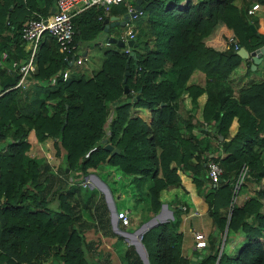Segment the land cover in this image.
<instances>
[{
	"label": "trees",
	"instance_id": "trees-1",
	"mask_svg": "<svg viewBox=\"0 0 264 264\" xmlns=\"http://www.w3.org/2000/svg\"><path fill=\"white\" fill-rule=\"evenodd\" d=\"M25 1L0 0V50L18 59L26 53L20 28L35 11L28 5L20 13L12 9ZM252 2L262 15L246 13ZM140 6V12L126 18L136 32L131 55L107 48L100 66L88 76L61 79L67 62L46 32L34 58L31 93L14 87L17 73L0 65V264H115L108 250L83 233L88 219L81 211L89 210L90 202L99 208L96 218L105 222V232L112 233L101 195L81 197L75 188L102 164L137 179L151 178L146 219L158 209L161 191L179 185V172H189L196 189L208 183L203 197L216 233L208 238L207 251L194 260L182 257L181 232L173 217L141 233L148 264H213L225 224L223 244L238 228L245 241L234 254L222 247L216 264H264V79L241 83L234 74L242 60L237 47L250 51L261 45L264 0H141ZM120 12L126 14L125 6ZM92 17L88 37L102 23L94 12ZM72 22L74 37L82 34L85 23L75 17ZM125 65V83L134 93L117 102ZM193 68L205 75L202 87L184 85ZM254 70L246 61L242 74ZM184 89L190 110L183 117L178 108ZM201 92L205 98L196 120L192 110ZM131 106L147 107L149 121L129 115ZM233 117L236 130L225 139ZM193 124L200 135L192 133ZM202 124L210 125L211 135ZM47 137L60 157L55 173L36 152ZM106 142L118 151L105 150ZM216 144L221 157L214 155ZM208 159L222 169L214 185L205 174ZM241 164L254 182L263 181L253 197L229 206V177ZM122 256L124 264H144L131 243L124 245Z\"/></svg>",
	"mask_w": 264,
	"mask_h": 264
},
{
	"label": "crops",
	"instance_id": "crops-1",
	"mask_svg": "<svg viewBox=\"0 0 264 264\" xmlns=\"http://www.w3.org/2000/svg\"><path fill=\"white\" fill-rule=\"evenodd\" d=\"M128 2L133 5L134 0H128ZM234 2L238 3L239 0H237V2H236V0H234ZM27 5L33 6V10L31 11V13L33 11H35V13L33 15L38 14V13L44 15V14H48V13L53 11V10L51 11L50 9H51V7H53V9H54V0H26L23 6H21V4H19V5H16L15 7H13L12 12L13 13H20L23 11V9L28 7ZM113 5H115V4H113ZM113 5H111L109 10L103 14H102L101 10H98V6H90L88 8H85V9L77 12L73 16L75 18L80 19L82 21V23H85V25H82V34L76 35V37H74V35H73L74 42L76 44L75 53L77 56H80L81 58H83L82 60H85V56L83 54H82L83 56H81L77 53V48L81 45L82 40L94 38L98 32L103 31V29H102L103 24L101 23L100 30L97 31V33L94 36L88 37V35L91 33V30L88 27L87 23L92 22V18H93L92 12H94V14H95V19L100 20L101 22H102V19L104 17H107L108 15H115L117 20H120L123 18L122 13L120 12L121 10H119L117 6H113ZM98 15H101V18H98L97 17ZM253 15H262V10H261L260 6L254 12ZM128 17H130V16H128ZM126 18H127V16H126ZM3 24H6L5 21ZM142 26L143 27L146 26L145 22H142ZM113 27L114 26L109 27L106 34H111V30L113 29ZM10 28H11V26H10ZM126 29H131V24H130L129 20L125 21V23L123 24L122 31H120L117 34V36H114L112 34L111 35L114 36L115 38H118L119 34L122 33ZM103 32H105V31H103ZM74 33H75V29H74ZM133 34H134V38H135L136 32H133ZM22 41H23V47L26 51V53H25V56H26L27 55V44H26V41H24V40H22ZM134 41H135V39H134ZM104 43L105 44H110V43L114 44L108 48H114V49L121 50V47L116 45L114 42L108 43L106 40H104ZM2 50H4L7 55H9L8 51H6L5 49H2ZM263 52H264V50L260 54L259 61L254 65V68L251 69V70H254V69L255 70L250 72L248 75H243L242 72L244 70V65H245L246 61L251 62V59H250V57L242 58L241 65L238 67L236 72H234L235 81L238 80L239 82H243L246 79L253 80V81H260V80L264 79V53ZM102 53H101V59H102ZM24 57H22V58H24ZM9 58H13L15 60H20L18 58H14L11 56ZM101 59L99 62V66L101 63ZM6 63L7 62L4 61L3 65H1V67H4L7 71H12L13 69L5 66ZM70 64L71 63H69V62H67L65 64L66 65L65 68L67 70L66 77L67 76H78L80 74L83 76H88L94 70H96L99 67L98 66L95 69H93V67H90L89 68L90 72L85 75V73H84L85 69L79 68V69L71 70ZM92 64L93 63L90 62V63H88V66H90ZM30 75H31V73L26 76L25 84L22 88H20V89H24L26 87V85L29 84V88L28 89L26 88V90H25L27 93H31L33 91V88H31L30 86L34 82V79ZM254 75H255V77H254ZM52 81H53V78L51 79V83H52ZM204 83H205L204 73L197 68H193L192 71L190 72V74L188 75L187 79L185 80L184 85L197 84L198 86L202 87L204 85ZM21 94L22 93H18V95H17L18 101L24 100L21 97ZM180 96H182L181 97L182 98V100H181L182 109L179 107L178 112H181L183 110L181 115L184 117L185 111L190 110V101H189V96L187 95V92L185 89L183 90V92L181 93ZM204 98H205L204 92H201L197 95V107L194 110H192V114L196 120L200 119V108L203 104ZM129 115L138 116L145 123H147L149 121V109L147 107L131 106L129 108ZM179 122H180V120L177 121V123H179ZM191 122H193V119H191ZM180 124L182 125L181 122H180ZM236 125H237V123H236L235 117H233L229 123L228 135H227V137H225V139H228V137H230L235 132ZM190 128H191V131L193 134L200 135V131L198 129L199 127H195L193 124ZM203 128L205 129V131H208V130H210L209 129L210 125L204 124ZM211 134L212 133L210 130L209 135H211ZM218 139L220 140L221 138H218ZM52 141H53V139H51V138H48V137L44 138L42 142L38 143L37 151L40 150L42 152L41 157H43L48 162L49 167L51 169V172L55 173L57 166L60 163V157L55 154V150H54L55 148L53 146ZM215 148H216V150L214 152V155L216 154L219 157L224 155L223 152L218 151L219 150L218 144L215 145ZM96 169H97L98 174H95L92 171H90L89 173H93L98 179H100L103 182V185L105 187L100 188L98 186V184L92 180V178H89L91 180L89 182L90 183L89 188H91V190H93V187H96L99 190V192L102 193L103 199L105 201L104 205H105V208L107 209L108 215H109V225H110L111 230H113L114 232H116L118 234H121L122 238H124V237L130 238V240L128 242L131 243L130 242L131 239L134 238L133 237L134 236L133 230L136 228L137 225L139 226L142 222L148 220L149 218H153L152 223L146 227V228H148V227H150L156 223L167 221V220H170L171 218L175 217L176 219H178L177 226H178L179 231L181 232L180 255L182 257L190 258V259L194 260L195 257L198 256L200 253H205L207 251V244H208L207 240H208V238H210L212 235H214L216 233L214 231V226L212 224L211 218H210L209 214L207 213V210L210 209V207H209L208 203L206 202V199L203 197V194L206 191L210 190V188H208L207 182H204L202 184V186L199 187V189H196L195 185H194V183L190 177V173L189 172H179V185L173 186V187H168L167 189L161 191V193H160L161 202L159 203L158 209L156 210V212L152 216H150L149 218L146 219L147 214H148L147 207L149 204L148 186L151 183V178L150 177H144V178L137 179L136 177H134L132 175H124V174H121L116 169V167L109 165V164H103L101 166V168H96ZM85 177L88 178L87 176H85ZM218 178H219L218 181H220L221 177H218ZM229 178H230L229 181L231 182V180L233 178H231V177H229ZM262 181H263L262 179H260L258 182L253 181L254 183L257 184V186L255 187L256 188L255 192L258 188L261 187ZM116 192H117V194L115 197L114 194ZM99 194L100 193H98V192L93 193V195L95 197H97ZM254 195L255 194L250 195L248 197H253ZM113 196H114V198H116L120 202L115 204L114 200H112ZM238 203H240V202H238ZM111 208H113V214L112 215L110 213ZM118 208H127L129 210V215H128L129 221L127 224L128 226L131 227L129 229V231L125 230L127 225L123 226L120 224L121 228H117L118 227L117 219L115 221V224H113V220H111L116 209H118ZM83 210L86 212V209L83 208L82 211ZM261 210H262V208H261ZM220 213L223 214L222 209H220ZM83 216L86 219H88L87 213H85V215L83 214ZM247 221L251 222L252 224L254 223L252 218H248ZM195 230H199L203 233L205 241H206L205 247H203V248H195L194 247V244H193L194 239L192 236V232ZM221 236H222V234H221ZM221 236H220V238H221ZM87 238H91V237H87ZM93 240L98 242V247H100L99 242L103 243V241H101L99 239H93ZM244 241H245V235L238 228L236 231H234L233 233L230 234V237L228 240V245L224 251L227 254H234L238 250V248L244 243ZM121 247L122 246H120L119 248H121ZM101 248H102V250H108L110 252V256L113 255L112 253H115L114 252L115 249L111 246V244L109 242H107L105 247H101ZM143 249H145L144 246H143ZM120 251L121 250H119V252ZM144 254L146 256V252ZM113 256L115 258L116 264H124V258L119 259L117 256H115V255H113ZM121 257H122V251H121Z\"/></svg>",
	"mask_w": 264,
	"mask_h": 264
},
{
	"label": "built area",
	"instance_id": "built-area-1",
	"mask_svg": "<svg viewBox=\"0 0 264 264\" xmlns=\"http://www.w3.org/2000/svg\"><path fill=\"white\" fill-rule=\"evenodd\" d=\"M118 2L125 3L126 14L133 10V5L129 3L128 0H54V9L52 12L45 16L35 14L27 18L20 28V38L26 41L27 44V55L20 60H15L9 58L4 50L0 51V65H3V62L6 61L7 63L5 66L10 67L17 73V79L13 86L22 88L25 84L26 76L35 71L36 66L34 58L41 36L44 32L53 37L57 50L62 54V58L65 62L80 63L83 58L77 56L75 53L76 44L73 39L74 29L72 17L77 12L90 6H98L103 14L109 10L111 5ZM258 8L259 5L256 2H252L246 8V13L254 14ZM97 17L101 18V15ZM118 38L124 42L127 39H135L131 29L124 30L119 34ZM228 40H231V37H228ZM120 47L123 52L129 53L132 46L124 43ZM66 75L67 70L64 68L61 72V79L64 80ZM127 92L130 94L134 93L132 89H128ZM246 169L247 167L245 164L240 165L238 173L231 182L230 199L234 197V193L237 191ZM221 172L222 169L215 160L208 159L206 161L205 174L212 185L215 184ZM83 179L84 177L82 180L78 181V183L82 186H86V179ZM230 205L231 202L229 203V206ZM128 215L129 210L127 208H121L115 211L116 219L119 220V223L123 226L128 224ZM192 236L195 248H203L206 245L204 235L201 231H193Z\"/></svg>",
	"mask_w": 264,
	"mask_h": 264
},
{
	"label": "rangeland",
	"instance_id": "rangeland-1",
	"mask_svg": "<svg viewBox=\"0 0 264 264\" xmlns=\"http://www.w3.org/2000/svg\"><path fill=\"white\" fill-rule=\"evenodd\" d=\"M163 1L165 3H168L170 0H163ZM236 2H237V0H236ZM124 5H125L124 2H118L117 4H115V6H117L119 10L120 9L122 10L124 8ZM122 29H123V25H116L111 30V34L114 35V36H117V34L120 31H122ZM105 34H106V32L100 31V32H98L95 35L94 38L82 40L81 45L77 48V53L79 55H81V56L84 55L85 56V60H82L80 63H71L70 64V69L71 70L82 68V69H85L84 73L86 75V74H88L90 72L89 71L90 67H93V69H95V68H97L99 66V62H100V59H101V53L106 48L111 47L112 45H114L112 43H110V44H105L104 43ZM90 62H92L93 64L88 66V63H90ZM254 77H255V75H254ZM26 88L27 89L29 88V84L26 85L25 89ZM37 154H38L39 157H41L42 152L40 150H38ZM261 155L263 157L262 160H264V153H262ZM102 165H99L96 168H101ZM96 168L92 169V172L95 173V174H98ZM238 170H237V173H238ZM236 174H234L232 176L233 179L235 178ZM83 177H84V179H86V186H82L78 182H77L78 184H75V188L78 189V192H79L80 196L84 197V196H86L89 193L93 194V193H97L98 192V193L101 194V201H103V203H104L105 201L103 199L102 193L99 192V190L96 187H93V190H91V188H89V184H90L89 182L91 180L89 179V177L88 178H86L85 176H83ZM256 186H257V184L253 182L252 177L249 176V174L246 171L245 174L243 175L241 181H240V184H239V187H238L237 191L234 193V197L232 199H230L229 203L231 202V204H232V202H234L235 204H237L238 202H241L242 200H244L248 196L255 194V189H256L255 187ZM116 194H117V192L114 194L115 197H116ZM95 198H97V197L94 196V199ZM112 200H114L115 204L120 202L116 198H114V196L112 197ZM94 206H95V202H90L89 210L86 209L87 212H85L84 210L81 211V213L84 214V215H85V213L88 214V222L86 223V227L83 228V233H84L85 237H91L92 239H99V240L103 241L104 244L99 242L100 248L101 247H105L107 242H109L111 244V246L116 250V251L114 250L115 253H112V254L117 256L119 259L123 258V256L121 257V251L124 248V245H126V243H129L128 241L130 240V238H128V237L122 238L121 234H118V233L114 232L113 230H111L112 233L111 232L110 233L105 232V229H104V223L105 222L97 220L96 212H97V210L99 208L98 207L95 208ZM107 213H108V211H107ZM107 218H108V223H109V215H107ZM117 228H121L120 225ZM130 228L131 227L127 225L125 230L129 231ZM227 245H228V240H226L224 242V244H223V241H222L223 250L226 249ZM120 246H122V247L119 248ZM119 250H121V251L119 252ZM143 251H144V253L146 252L145 249H143ZM136 253H137V255L139 256V258H140V260L142 262L140 254L137 251H136ZM113 255L110 256V257H111L112 261L116 264V261H115V258H114Z\"/></svg>",
	"mask_w": 264,
	"mask_h": 264
},
{
	"label": "water",
	"instance_id": "water-1",
	"mask_svg": "<svg viewBox=\"0 0 264 264\" xmlns=\"http://www.w3.org/2000/svg\"><path fill=\"white\" fill-rule=\"evenodd\" d=\"M140 2H141V0H134L133 10L128 12L127 14H124L123 18L120 19V20H117L115 15H108L107 17H104L102 19V24H103V28L102 29H103V31L107 32L109 27H112V26L123 25L125 23V21H126V16L127 15L128 16H133V15L136 14V12H140V10H141ZM50 10L52 11L53 7H51ZM249 27L251 28L252 31H254V28H253L252 24H249ZM104 40H106L108 43L114 42L118 46H122L124 43H126L129 46H135V44H136V42L133 39H127L124 42L123 40H121L119 38H115L111 34H106L104 36ZM260 40H261V45L258 46V47H255L254 49H252V50H250L248 52L242 45H239L237 47L236 51H235L236 54H238L241 58L250 57V59H251L250 69L254 68V65L260 59L261 52L264 50V35H260ZM131 53L132 52H129L130 55H131ZM127 74H128V70H127L126 65H125V69L123 71V76H122V79H121V82H122V93H121L120 96H118L115 99V101H117V102L123 100L126 97V94H127V91H128V86L125 83V77H126ZM136 97H138V94H136ZM218 137L221 138L220 135H218ZM101 140H102V142H104L105 138H102ZM102 147L105 150H109L111 153L118 151L117 147H113L108 142L103 143ZM84 176L92 178V180L95 181L100 188L105 187L103 185V182L100 179H98L93 173H87ZM217 180H219V178ZM110 213H111V215L113 214V208H111ZM111 220H113V224H115V221H116L115 213H114L113 217L111 218ZM152 221H153V218H149L148 220L142 222L138 227H136L133 230V235H134L133 237L134 238L131 239V241H130L131 244H133L134 249L140 254L142 262L144 264H148V262H147V258L145 256V254H144V251H143L142 243L140 241V235L145 230V228L152 223ZM225 228H226V224L224 225V228H223L222 236L220 238L219 248H218V251H217V254H216V258H215V261H214L213 264H216L217 258L219 256V253H220V250H221V247H222V241H223V238H224Z\"/></svg>",
	"mask_w": 264,
	"mask_h": 264
}]
</instances>
